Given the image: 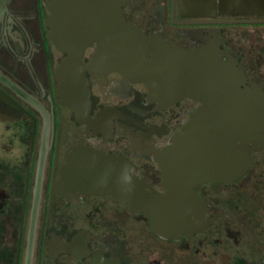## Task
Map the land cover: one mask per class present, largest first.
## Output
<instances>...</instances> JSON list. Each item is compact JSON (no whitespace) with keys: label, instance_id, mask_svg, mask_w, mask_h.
I'll use <instances>...</instances> for the list:
<instances>
[{"label":"flooded vegetation","instance_id":"flooded-vegetation-1","mask_svg":"<svg viewBox=\"0 0 264 264\" xmlns=\"http://www.w3.org/2000/svg\"><path fill=\"white\" fill-rule=\"evenodd\" d=\"M50 1L0 0V91L14 103L0 99V264H264V112L250 140L235 141L251 160L242 176L170 192L162 160L203 108L199 93L153 95L122 71L92 68L127 37L157 40L204 69L235 67L236 84L264 105V15L196 17L180 0H120L119 34L107 9L94 37H51ZM80 55L89 92L76 113L56 89L75 80L60 68ZM80 151L111 160L115 193L65 177ZM141 192L156 198V218L129 201Z\"/></svg>","mask_w":264,"mask_h":264},{"label":"water","instance_id":"water-1","mask_svg":"<svg viewBox=\"0 0 264 264\" xmlns=\"http://www.w3.org/2000/svg\"><path fill=\"white\" fill-rule=\"evenodd\" d=\"M219 1V4L217 2ZM51 0V37H94L103 18L113 19L109 26L118 33L122 19L120 0ZM181 9L196 17H214L217 8L220 14L264 15V0H180ZM111 13L106 15V10ZM131 34H133L131 32ZM212 47V46H211ZM115 55L104 57L102 51L94 58L92 68L122 71L125 75L146 83L153 95L160 88L167 93L192 96L199 93L204 104L198 115L176 138V144L166 151L162 160L166 170L170 192L173 188L190 189L198 183L222 179L227 182L242 176L249 168V157L235 154L236 140H250L254 124L260 120L264 105L255 90L241 88L236 84L237 69H222L210 65L192 64L195 56L161 44H151L143 37H127L118 47ZM149 53L152 59L146 58ZM82 55L73 57L60 68V74L70 70L75 80H65L56 89L63 104L81 113L87 108L89 92ZM208 66V65H207ZM234 66V65H233ZM162 81L163 83L161 84ZM162 86V87H161ZM3 103L14 107V103L0 91ZM111 160L93 152L80 151L72 155L65 177L74 178L75 187L90 193H115L110 183ZM140 198L130 197V202L151 207L154 218V196L141 192ZM126 196V195H125ZM123 198V194L119 196ZM180 215L173 213V218Z\"/></svg>","mask_w":264,"mask_h":264},{"label":"rangeland","instance_id":"rangeland-1","mask_svg":"<svg viewBox=\"0 0 264 264\" xmlns=\"http://www.w3.org/2000/svg\"><path fill=\"white\" fill-rule=\"evenodd\" d=\"M3 125L0 126V137L2 138L3 136H8V134H6L4 131V128H2ZM4 138V137H3Z\"/></svg>","mask_w":264,"mask_h":264}]
</instances>
